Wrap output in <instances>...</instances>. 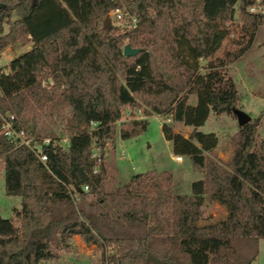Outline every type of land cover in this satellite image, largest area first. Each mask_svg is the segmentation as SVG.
Returning a JSON list of instances; mask_svg holds the SVG:
<instances>
[{"label":"trees","instance_id":"16d2710c","mask_svg":"<svg viewBox=\"0 0 264 264\" xmlns=\"http://www.w3.org/2000/svg\"><path fill=\"white\" fill-rule=\"evenodd\" d=\"M255 2L0 0V52L11 45L31 46L9 63L8 73H0V127L8 112L17 130H25L26 117L47 106L71 112L66 149L40 141L45 163L32 150L35 140L29 148L0 136L5 194L21 199L12 218L0 216V264L55 259L61 264L60 250L76 236L100 251L99 264L256 260L264 239L259 119L238 128L226 164L216 155L217 136L198 131L211 114L233 115L239 108L237 88L224 68L245 54L264 26V12L248 11ZM116 9L134 18L136 27L123 30L105 21ZM236 10L243 45L217 54L223 40L233 36ZM125 45L139 53L124 57ZM199 60L206 61L203 74ZM47 80L53 83L49 88L43 86ZM193 95L196 104L189 105ZM124 108H142L145 116H163L192 129L185 138L162 127L173 153L204 172L189 195L173 194L168 171L134 174L117 186L103 162L107 144L115 142L117 132L122 141L135 139L148 125L130 120L117 129ZM205 202L224 208L225 218L199 224Z\"/></svg>","mask_w":264,"mask_h":264},{"label":"rangeland","instance_id":"374dc122","mask_svg":"<svg viewBox=\"0 0 264 264\" xmlns=\"http://www.w3.org/2000/svg\"><path fill=\"white\" fill-rule=\"evenodd\" d=\"M256 3V2H255ZM125 20L116 22L108 13L111 26L126 29L130 25L129 16L124 10ZM232 26L233 36L223 40L217 51L238 50L243 45L241 33V20L236 10ZM231 28V27H230ZM6 32L7 28L4 27ZM31 46L22 47L11 45L0 52V73H8L9 63L16 57L29 51ZM206 61L199 60V73L205 71ZM226 75L234 82L239 96V110L248 114L252 121L259 119L257 130L258 137L264 138V26H259L253 41L239 59L224 68ZM52 81H43V86L49 88ZM188 104L195 105L196 97L189 96ZM11 114V113H6ZM71 116L68 108L59 106H47L42 113L28 115L26 117V133L29 138L35 140V146L40 150V141H48L54 146L67 148L70 132L67 121ZM137 120L146 121L147 129L139 137L122 141L118 137L114 143H108L104 152V165L114 172L117 186L126 183L134 174L145 173L151 170L168 171L172 174L173 194L189 195L193 182L203 178L204 172L192 166L191 162L182 157L181 162H176L177 157L172 151V144L164 139L162 127L168 126L174 133L187 138L191 132L190 127L176 123L163 116L151 114L145 116L143 109L122 110V119L117 122V129L122 122ZM94 127V125H93ZM236 118L229 114H211L209 119L198 131L208 134L214 133L218 138L216 155L222 164L229 162L232 154V139L238 132ZM98 152L95 151V156ZM85 190V189H84ZM86 191V190H85ZM74 200L80 201L76 195ZM19 201V202H18ZM20 197H8L5 194L4 170L0 163V216L4 219L13 217V209L20 207ZM89 199L86 198V202ZM16 207V208H15ZM225 218L223 209L216 204H204L203 217L199 224L216 223ZM61 264H99L100 251L93 245H86L80 237L69 240V248L59 252ZM58 260L44 262L43 264H57ZM252 264H264V239L259 241L258 256Z\"/></svg>","mask_w":264,"mask_h":264},{"label":"built area","instance_id":"2783aa9c","mask_svg":"<svg viewBox=\"0 0 264 264\" xmlns=\"http://www.w3.org/2000/svg\"><path fill=\"white\" fill-rule=\"evenodd\" d=\"M248 11L251 14H262L264 12V7L260 4L259 0H256V3L253 6H251L248 9ZM110 17L112 18V20L119 22V21L125 20L126 16L121 10L116 9V10H113L110 12ZM128 20L130 21V27L135 28L136 27V20L132 17H129ZM14 122H15V116L14 115L5 114L4 116H2V123H1V127H0V136H3L4 138L11 141L16 146H26V147L31 148L34 140L28 137L25 130H23V129L17 130ZM48 144H49L48 141L44 142V145H48ZM32 150H34V152L37 153L38 158L42 163H45L47 161L46 156L44 154H42L41 151L37 149V147H34ZM175 161L181 162L182 157L177 156L175 158ZM98 162H100V160H98ZM85 190H87V188H85Z\"/></svg>","mask_w":264,"mask_h":264},{"label":"water","instance_id":"95a60500","mask_svg":"<svg viewBox=\"0 0 264 264\" xmlns=\"http://www.w3.org/2000/svg\"><path fill=\"white\" fill-rule=\"evenodd\" d=\"M105 21H107V22L109 21V17L108 16L105 18ZM137 53H139V50L138 49H133L129 45H125L123 47L122 54H123L124 57H133ZM233 115L236 118L238 127H242L245 124H247V123L252 121V118L248 114L244 113L243 111H241L239 109H235L233 111Z\"/></svg>","mask_w":264,"mask_h":264},{"label":"crops","instance_id":"0c3cea01","mask_svg":"<svg viewBox=\"0 0 264 264\" xmlns=\"http://www.w3.org/2000/svg\"><path fill=\"white\" fill-rule=\"evenodd\" d=\"M19 202V201H18ZM214 204H216L217 206H219L217 203H214ZM219 207H221V206H219ZM16 208V207H15ZM222 208V207H221ZM16 209H19V207H17ZM223 209V212H224V214H225V216H226V211H225V209L224 208H222ZM203 217V216H202Z\"/></svg>","mask_w":264,"mask_h":264}]
</instances>
